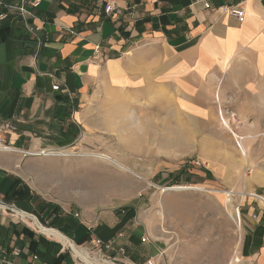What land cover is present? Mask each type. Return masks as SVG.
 I'll return each mask as SVG.
<instances>
[{
	"label": "crops",
	"instance_id": "0c3cea01",
	"mask_svg": "<svg viewBox=\"0 0 264 264\" xmlns=\"http://www.w3.org/2000/svg\"><path fill=\"white\" fill-rule=\"evenodd\" d=\"M0 3V137L12 147L0 150V264H82L62 238L92 237L111 242L119 262L160 264L170 233L119 204L137 201L140 172L171 168L172 134H231L221 112L233 134H258L264 0H120L111 16L98 0ZM224 6L245 20L219 14ZM108 154L114 164L97 156ZM201 159L207 185L240 184L236 152ZM91 179L105 190L98 201L86 193ZM248 189L239 264H264V193Z\"/></svg>",
	"mask_w": 264,
	"mask_h": 264
},
{
	"label": "rangeland",
	"instance_id": "374dc122",
	"mask_svg": "<svg viewBox=\"0 0 264 264\" xmlns=\"http://www.w3.org/2000/svg\"><path fill=\"white\" fill-rule=\"evenodd\" d=\"M263 112L264 106L261 113L262 122L257 124L258 134H232L230 124L225 119L228 124L227 129L231 134H172L171 168L157 175H153V171L150 170L140 172V175L147 180H140V188L133 190V194L139 193L137 201L119 205L133 206L138 215L137 222L145 227L149 224L148 215H153L156 218L154 226L156 231L165 229L170 233L171 244L175 246L162 258L160 264H232L233 259H237L240 263L239 254L244 236L245 219L242 215V224H240L231 215L233 207L236 209L240 203L243 214L242 205L249 196L244 199L236 197L233 204H229L226 196L227 190L205 183L204 166L196 167L188 164L187 166L186 162L193 159L202 162L203 154L209 157H219L229 156L232 152H236L242 158L244 167L240 175L242 178L240 184L231 189L239 194L249 195L251 190L248 186L252 184L256 187L257 193H264ZM221 124L224 127L222 120ZM234 126L241 127L242 125L237 122ZM180 135H184L187 142L186 140L181 141ZM236 138L242 139L241 145L242 148L247 149L248 159L244 157L243 149L241 151L238 148ZM108 141L113 149L111 152L114 155L119 153V141L115 138H110ZM157 147L161 146L158 144ZM114 155L108 154L107 157L115 158ZM97 156L101 158V155ZM110 161L112 163L107 162L114 164V161ZM79 173L81 172H77ZM113 173L116 174V172ZM103 174L106 180L111 178L109 173ZM127 174L133 182L136 180L132 174ZM89 182L90 190L86 192L87 196L91 201H98L105 190L99 186L100 182L96 179H91ZM260 184L263 187H258ZM183 186L198 189L180 190ZM98 205L102 209L114 204L100 203ZM141 217H143L142 220L139 219Z\"/></svg>",
	"mask_w": 264,
	"mask_h": 264
},
{
	"label": "built area",
	"instance_id": "2783aa9c",
	"mask_svg": "<svg viewBox=\"0 0 264 264\" xmlns=\"http://www.w3.org/2000/svg\"><path fill=\"white\" fill-rule=\"evenodd\" d=\"M101 8H102V13L104 14V16H111L113 15V13H115V11H117L118 9V2L120 0H98ZM209 0H195V2L197 4H207ZM39 1H35L33 3H31L32 7H37ZM0 7H1V3H0ZM22 12H25L24 9H21ZM217 12L219 14H223V13H228L231 16H233L234 18H236L239 22H243L245 20V13L242 9L238 8V7H233V6H224V7H220L217 9ZM6 16L4 14L0 15V20L4 19ZM101 49L98 46L95 50L96 54L98 55L100 53ZM221 115V120L224 123V126L227 128L228 126L226 125V121L222 118V112L220 113ZM233 134V133H232ZM242 139L240 138H236V143L238 145V148L242 151ZM12 147L10 144H8L6 142L5 139H3L2 137H0V150H11ZM190 165V166H196V167H202L204 166L203 162H201L200 160H190L186 162V165ZM187 165V166H188ZM226 196H227V201L229 204H233V200L236 197H241L242 199H244L245 197H247L248 195H245V193H237L234 190H228L226 191ZM233 217V219H236L240 224H242V212H241V203L236 207H233V213L231 215ZM35 219V218H34ZM33 219V220H34ZM48 230H53L50 228H47ZM39 231L40 228H39ZM120 237H122V235H120ZM143 242H146V239L143 238L142 239ZM65 249L70 252L72 254V256L80 261L82 264H86L82 258L78 255L77 251H80L81 253L87 255L89 257V259L97 261L100 264H125L122 262L117 261L113 256H111V253L114 251V247L113 244L111 242H105L104 240L98 238V237H92L90 239V241L83 245V246H76L74 245L72 242H70L69 240H67V244H63ZM117 252L121 255H125L126 250L123 247H119ZM147 264H157L155 260H148Z\"/></svg>",
	"mask_w": 264,
	"mask_h": 264
},
{
	"label": "bare ground",
	"instance_id": "6f19581e",
	"mask_svg": "<svg viewBox=\"0 0 264 264\" xmlns=\"http://www.w3.org/2000/svg\"><path fill=\"white\" fill-rule=\"evenodd\" d=\"M226 125L228 126V124L226 123ZM237 136V135H236ZM242 146V145H241ZM243 149V155H244V157L245 158H247L248 159V152H247V149L244 147V148H242ZM101 158H106V159H109L107 156H104V155H101ZM109 160H112V159H109ZM113 161V160H112ZM116 163V162H115ZM178 189V188H177ZM189 189H198L197 187H187V186H183V187H181L180 188V190H189ZM165 192V191H164ZM232 217V216H231ZM234 222V221H233ZM235 222H237V221H235ZM234 222V223H235ZM57 232L56 231H54V230H51V231H49V234H51V235H54V236H56L57 234H56ZM64 241H65V243L64 244H67V238H62ZM78 253V252H77ZM79 255V254H78ZM237 258V257H236ZM82 260L86 263V264H97L95 261H93V260H90L89 258H87V257H85V258H82ZM234 261L232 262V264H237L239 261L237 260V259H233ZM239 264V263H238Z\"/></svg>",
	"mask_w": 264,
	"mask_h": 264
},
{
	"label": "trees",
	"instance_id": "16d2710c",
	"mask_svg": "<svg viewBox=\"0 0 264 264\" xmlns=\"http://www.w3.org/2000/svg\"><path fill=\"white\" fill-rule=\"evenodd\" d=\"M63 259H64V257H63V256H59L58 258H56V260H55V263H54V264H62V262H63Z\"/></svg>",
	"mask_w": 264,
	"mask_h": 264
}]
</instances>
